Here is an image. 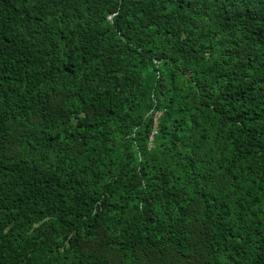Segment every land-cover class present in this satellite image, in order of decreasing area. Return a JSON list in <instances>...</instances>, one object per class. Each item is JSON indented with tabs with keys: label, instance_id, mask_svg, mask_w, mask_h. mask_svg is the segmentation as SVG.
Here are the masks:
<instances>
[{
	"label": "trees",
	"instance_id": "trees-1",
	"mask_svg": "<svg viewBox=\"0 0 264 264\" xmlns=\"http://www.w3.org/2000/svg\"><path fill=\"white\" fill-rule=\"evenodd\" d=\"M0 264H264V0H0Z\"/></svg>",
	"mask_w": 264,
	"mask_h": 264
}]
</instances>
